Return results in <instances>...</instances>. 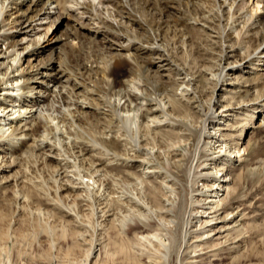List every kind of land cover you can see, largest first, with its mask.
<instances>
[{"label":"bare ground","instance_id":"obj_1","mask_svg":"<svg viewBox=\"0 0 264 264\" xmlns=\"http://www.w3.org/2000/svg\"><path fill=\"white\" fill-rule=\"evenodd\" d=\"M61 18L74 22L65 36L54 29ZM47 20L44 31H37ZM201 34L203 40L192 37ZM204 40L218 51L216 73L209 58L190 59L183 49L190 46L198 56L206 54ZM0 41L7 42L0 50V96L6 97L0 99V143H8L0 148V183H7L0 207V247L3 241L12 246L28 235L19 216L27 218L32 204L45 199L49 208L32 215L37 221L31 237L38 241L46 233L49 247L73 237V249L82 243L77 238L86 232L85 224L93 233L101 227L125 234L134 226L156 232L131 240L110 237V257L120 254L127 264H141L130 253L133 241L162 247L163 257L173 256L176 264L209 257L211 252L201 245L209 242L198 230L215 242L212 237L220 240L236 223L228 217L234 212L224 214L227 193L234 189L224 166L240 160L245 151L229 144L230 134L221 122L227 121L226 112L234 111L231 101L236 98L241 100L238 115L248 113L245 124L264 120L256 118L264 113V68L256 65L264 67V0H0ZM100 42L106 43L102 49ZM86 45L97 48L95 55L83 54ZM178 53L184 57L177 62ZM75 60L81 62L76 66ZM165 68L181 78L163 79L158 72ZM235 74L253 77L227 79ZM208 84L212 87L207 90ZM247 84L254 93L243 104L248 91L242 97L235 89ZM228 86L234 88L228 91ZM217 92L230 99L221 104ZM206 96L208 108L202 104ZM247 127H241L238 140ZM20 152L33 156L32 164L41 161L37 178L42 183L28 181L24 158L5 156ZM105 154L125 168L139 165L141 175L109 178L100 166L104 159L97 158ZM45 171L52 186L41 174ZM93 246L86 263L95 254Z\"/></svg>","mask_w":264,"mask_h":264},{"label":"rangeland","instance_id":"obj_2","mask_svg":"<svg viewBox=\"0 0 264 264\" xmlns=\"http://www.w3.org/2000/svg\"><path fill=\"white\" fill-rule=\"evenodd\" d=\"M154 11L155 10H152L151 12L154 13ZM149 13H150V11H149ZM149 13L148 12L146 13V15H148V17L150 15ZM170 13H171V15H174V14H176V10H171ZM86 17L87 16L84 17L83 21L86 20ZM124 21L121 19L122 25H123ZM48 22H49V20H47V22L43 21L42 27L39 28L40 30L37 29V31H42V30L44 31V28H45L44 25H46ZM125 25L127 26V24L124 23V26ZM72 26H74V22L72 19L67 20L65 18H61V20L59 22H57V25L54 27V29H56V27H57L58 32L61 35L65 36L69 32V30ZM19 29H20V27H19ZM132 29L134 30V29H136V27L135 28L132 27ZM17 31H18V29L13 30L14 33H17ZM82 32H84V31L82 30ZM192 37H194L193 39L201 38V40H203L204 36H203V34H201V35H193ZM29 40H30V37L27 38L25 41L27 42ZM197 41H199V40H197ZM5 42L2 43V41H0V50L1 49L4 50V47H6L5 44L7 42L6 43ZM201 42H203V41H201ZM209 43H211V41L204 40L202 45H204L206 47V50L208 52H206V54H205L203 51H201L199 56H198V54L195 53V51H192L193 49L190 46H185V47H183V49L185 48L184 51L188 52L190 59L193 56H194L193 58H195V59H200V57H204L205 59L209 58L207 62L210 61V63L215 64L212 67V71L214 73H216L217 69H218V66H217L218 62L214 58L217 55L218 51H215V50H217L216 47H215V50L210 49L211 46L209 45ZM100 44H101L100 48L102 49V46L105 47L106 43L100 42L99 46H100ZM199 50H203V49L200 48ZM96 51H97V48H89V45H86L82 52L85 55L86 54L95 55ZM103 52H105V50H103ZM109 52H112V51L107 49V53H109ZM178 52H179V50H178ZM211 54H213V55H211ZM182 57H184V55L178 53L177 62L179 60H181ZM82 58H83V56H82ZM233 59H230L228 62H230ZM36 61L34 60L33 63L37 65L38 63H36ZM74 62L76 63L75 65L77 66L81 61L79 62V61L75 60ZM256 65L259 66V68H261V69L264 68V67H261L262 63H256ZM85 68H87V65L85 66ZM252 69H256V67H252ZM151 70H155L154 66L152 67ZM251 73H253V72H251ZM158 74L162 75L161 77L163 79L165 77H166V79L172 78V79H176V80L177 79L179 80L181 78V76H179L180 73H177L178 76H175L176 72L174 71V74L171 75V72H168L167 68H165L164 72L159 71ZM237 75L236 74L235 75H228L227 79H233L234 80V79H236ZM243 75L239 74L238 76L239 77L241 76L243 78L249 76L248 77L249 79L251 77H253V74H251V76L245 75V74H243ZM119 80H120V78H119ZM228 83H234V82L228 81ZM241 86H244V87L236 88L235 90L239 91L241 93L242 97H244V94H245L244 91L245 90L248 91V96H245L244 97L245 99H242V103L246 104L247 101L249 99H251V97L253 96L254 87H248L249 86L248 84L247 85H241ZM211 87H212V84H208L206 86V89L208 90ZM232 88H234V86H228L227 90L229 91ZM178 92H180V89H178ZM221 94H222L221 92H219V93L217 92V94H216L217 98L219 97V99L222 100L221 104H225L226 101L229 100L230 98L226 97L227 94H225L223 96H221ZM207 97H209V96H206V98L202 99V104H203L204 108H208V101L206 100ZM5 98L6 97L0 96V99H2V100H5ZM233 100L231 102H233V104H235L234 106H236V107H231V108H235V109H233L234 110L233 112L229 111V112L225 113L226 115H229V116H227L225 118V119H227L226 122H221L223 126H220V127H221V129H224V130L227 129V131L225 130V132L230 134L231 137L229 136V138H227V140L231 146L235 145L236 147L237 146L241 147V148L244 147V150H245V151L241 152L240 160H239V158L235 159V162L233 160V162H228L224 166V170L228 174L230 184L234 188L233 189L234 191L233 190L230 191L231 194L227 193V198L225 199L223 206L226 207V205H227L228 210L226 212H224V214L228 213V212H234L233 214H230L228 217H233L234 219H236V223L234 224V226L230 227L229 230H226L225 232L222 233V236L219 237L220 240L219 239L217 240L216 236L212 237L213 240L215 238V242L212 241L211 238L210 239L205 238L206 234L203 235V232H202L205 230H198V232L201 234L200 236H202L204 239H206V242H209V244L206 243L207 245H205V244L203 245L201 243L202 247L204 249H206V251H209L211 253H210L209 257H206V258L203 257L201 259H197L195 264H264V120L260 125H258L259 122H257L256 125L245 124L247 121V117L245 116V114L248 115V113L243 112V113H241V115L240 114L238 115L237 106L241 100L239 98H236ZM231 108H227V109H231ZM258 111L263 112L262 109H260V110L258 109ZM234 112L237 114H235ZM233 113L235 114V116ZM193 114L198 115L196 112ZM258 116L261 119L262 117H264V113L257 114L256 118H258ZM256 118H255L254 122H256ZM116 120H117L116 118H112L113 123H115ZM199 121H201V120L199 119ZM227 125H228V127H227ZM244 125H248V127L250 126L252 128L247 127L245 129L243 135H242V139L238 140V139H240L239 138L240 129ZM124 127L126 128V130L129 128L127 125ZM154 135L155 134H153V136ZM154 137H158V135H155ZM86 138L91 139L90 136H86ZM159 138H160V136H159ZM82 141L86 142V140H81V144L83 143ZM87 142H88V140H87ZM87 142L85 144H87ZM2 143H4V144H2ZM7 144L8 143L6 141H2L0 143V148L6 149L8 146ZM88 144H89V142H88ZM13 148L19 150L18 146H14ZM43 148L44 147H42L41 149H43ZM23 150H25V149H22V151ZM45 150H47V148H45ZM3 154L4 153H1L0 155L4 156ZM18 154L19 155L17 156L14 154L11 155V154L6 153L5 156H6V158H9L10 156L18 157V159L24 158L25 164L29 167V168L23 167V170L24 169L26 170L25 176L29 179L28 181L29 182L33 181L31 183H38V184L42 183L43 180H41L40 178H37L40 176L39 174H40V171H42L41 169H43V164H41V161H39L36 164H32L34 157L30 156L29 153L27 154V153L20 152ZM34 154L37 155L38 157L40 156V153L38 151L34 152ZM131 154H132V156H137V154H135V153H131ZM45 155H49V157L53 156V154H51L50 152H46ZM96 156H99V155H96ZM110 156H111L110 154H105V155H101V156L97 157V158H100L101 160L104 159L103 160L104 162L102 161L104 163V165H103V163H101V165H100V163H98V164L100 166H103V168H101V169H102V171L107 172L109 178L119 179L122 177L125 178L126 175L127 176L129 175L128 176L129 179L133 180L137 177V175H141L140 173L142 172L141 171L142 169L139 167V165L135 164V165L131 166V164H128L132 168H130V166H129V168L128 167L125 168V165H124V167H123V165L121 166V162L111 161L112 156L111 157ZM108 158H109V160H107ZM123 158H125V157H119L118 159H123ZM105 159L107 160L106 162H105ZM137 159H139V158H137ZM120 166H121V168H120ZM208 167H210V166H206L205 168H208ZM16 169L19 170V166ZM20 169H22V168L20 167ZM114 169H116V170H114ZM202 172H204V171H202ZM41 174H43L45 179L48 180V182L46 181L47 186H52L53 181L48 179L49 178L48 173L42 172ZM35 179L37 182L35 181ZM154 179L155 178H150V180H154ZM158 181H159V179H157V182ZM5 185H7L6 181H2L0 183V207H4V205H5V202L3 201L4 192H5L3 188L5 187ZM45 185L46 184H44V187H46ZM198 187H200V183L198 184ZM40 193L43 194L44 192L43 193L40 192ZM203 198H206V196ZM42 199H43V197H42ZM124 199H126V198H124ZM209 199L210 198H206V201H208ZM102 201H103V199H102ZM124 201H126V200H124ZM44 202H45V199L41 200L40 204H34L33 203L34 205L32 204V208H31L32 210H30V209H28L29 211L27 210L28 214L30 213V211L33 214L30 213L29 215L26 214L27 216L24 215V217H27V218H24L25 220L23 219V216H21V215L19 216L20 221L22 220V221H25L24 223H26V224L22 223L21 228L22 229H23V227L26 228V229H24V231H25V234L26 235L28 234V235L24 236V238L19 237L17 239L18 243H17V241L15 244L12 243L13 247L11 246L10 241H9V243L7 241L1 242L0 248H5V251L0 250V264H9V263L10 264H127L128 262L125 259H123V255L117 254L116 256L110 257L109 253L112 251L113 248L109 244V238L110 237L112 239L115 238L116 241L121 239V238L131 240L136 235H137V238H140L141 234L147 235L148 233L152 234V233L156 232L154 229L148 230L147 228H144L143 230H141V229H135L133 226L132 228L127 229L125 234L124 233L122 234L120 232L116 233V231L107 230V228H105V231H104L101 229V227H98V230H99L98 233H96V232L93 233L94 232L93 229L89 225L84 223L87 227V230H86V232L80 231L81 236H79V234H78V238H77L82 243L79 242L78 245L73 246L74 248L71 249L72 244L70 241L72 240L73 237H69L66 239L67 242L63 241L62 239L59 240L57 242L59 244L54 245L55 246V250H54V248H53L54 246L49 247L50 244L45 239V236H47L46 233L41 232L39 234V240L38 241H35V239H33L31 237L32 236L31 229L33 228V231H34V228H35L34 224H36L35 222L37 221V220L35 221L36 215L39 213V211H41V210L46 211L49 208L48 207L49 205L44 203ZM50 203H52V202H50ZM82 204L85 205L86 200L83 201ZM4 211L6 213L8 212V210L7 211L4 210ZM221 212H222V210H221ZM8 214H6V215L8 216ZM10 215L11 214H9V216ZM32 215L33 216L35 215L34 216L35 218ZM9 216L7 218L10 220L11 216L10 217ZM32 217L34 219V223L32 222V224H31L30 220L32 221L33 219H30V218H32ZM98 222H100V220ZM30 224H31V227H29ZM24 225H26V226H24ZM198 232H197V235H199ZM25 237H26V239H25ZM193 238H195V237L193 236ZM23 239H24V241H21ZM32 239H33V241H32ZM44 239L46 240V243H45ZM19 240L21 242H19ZM42 240L44 243L42 242ZM39 242H41L42 244ZM210 243H212V244H210ZM38 244H41V245H38ZM92 244H94V246L97 244L98 245L95 246V254L93 255L92 259H90L86 263V256H87L90 248H92V246H93ZM15 245H16V247H15ZM147 245L145 242L143 244L140 243V245H139V244H137V242H134V241H133V244L130 245V249H131L130 251H132L130 253L133 254V256L135 258L139 259L141 264H176L175 261H173V256H172V259H171V256H168V255H166V258L163 257L165 251L163 252L164 249L162 247H161L162 249L160 248L158 250L157 247H151V246H149L148 243H147ZM8 247H9V249H7ZM65 247L66 248L68 247V249H66ZM156 248H157V250H156ZM11 249H12V251H11L12 253L10 252ZM69 249H71V250H69ZM20 250H21L22 254L20 253ZM155 250L157 253L155 252ZM172 251L173 250H171V253H174ZM160 252H163V253H160ZM9 253H10L11 257L9 256ZM134 254H136L137 256H135ZM17 255H20V256H17ZM8 257H9V259H8ZM161 257H163V258H161Z\"/></svg>","mask_w":264,"mask_h":264}]
</instances>
